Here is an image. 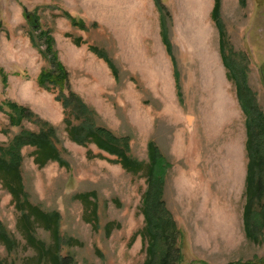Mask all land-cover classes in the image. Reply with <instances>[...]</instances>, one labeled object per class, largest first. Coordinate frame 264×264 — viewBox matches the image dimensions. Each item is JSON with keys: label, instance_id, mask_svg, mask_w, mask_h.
Segmentation results:
<instances>
[{"label": "rangeland", "instance_id": "374dc122", "mask_svg": "<svg viewBox=\"0 0 264 264\" xmlns=\"http://www.w3.org/2000/svg\"><path fill=\"white\" fill-rule=\"evenodd\" d=\"M152 1L154 8L149 10V0H0V101L24 104L49 121L55 127L54 144L65 161L63 165L48 160L38 166L33 146L22 145V188L29 201L59 213V253L70 256L69 264H142L143 171H125L109 160L114 155L92 142L83 145L67 136L62 107L54 96L58 88L43 87L36 79L47 63L39 50L43 42L35 37L38 47L30 37L48 28L67 70L69 88L94 108L97 124L127 135V152L140 160L146 158V141L153 140L170 163L161 196L177 228L179 264H198L196 259L213 264L253 259L264 264V226L254 237L244 228L247 114L228 66L236 64L245 72L246 83L264 112L259 65L261 55L264 58V42H259L264 35V0L244 4L220 0L222 46L219 24L203 16L207 0H160L165 7L162 20ZM23 6L37 16L36 25L25 19ZM257 6H261L259 13ZM62 9L81 18L87 28L72 25ZM196 12L202 13L196 16ZM91 22L95 24L90 26ZM77 35L82 40L78 44L72 39ZM88 44L103 50L116 68L115 75ZM222 47L225 54L231 51L235 62L229 59L225 65ZM240 97L246 107L250 105L248 94L243 91ZM37 125L25 118L19 125H10L5 108H0V145H6L21 127L36 130ZM86 148L91 156H86ZM96 152L103 157L93 155ZM84 190L94 191L90 198L96 202L95 227L84 218L86 207L76 196ZM260 204L264 205V192L255 201L257 208ZM17 215L0 175V222L16 240L11 250L0 242V257L7 264H31L33 250L20 235ZM110 220L114 225L105 234L103 225ZM34 232L49 243L47 230L36 225Z\"/></svg>", "mask_w": 264, "mask_h": 264}, {"label": "trees", "instance_id": "16d2710c", "mask_svg": "<svg viewBox=\"0 0 264 264\" xmlns=\"http://www.w3.org/2000/svg\"><path fill=\"white\" fill-rule=\"evenodd\" d=\"M241 4L245 0H239ZM157 9L160 11V19H164V5L160 0H154ZM23 14L27 21L32 25L37 24V16L33 11L26 10L23 6ZM220 0H214L212 16L219 24L220 46L225 45L223 25L219 17ZM61 14L66 16L72 25L80 28H87L82 19L71 15L66 9L61 10ZM95 22H91L93 26ZM162 25V23H161ZM161 34L169 48V40L166 37L165 28H161ZM35 37L43 42L40 48ZM73 42L80 43L79 35L73 36ZM31 42L39 47L40 52L46 60V66L40 68L37 73V83L48 88V85L58 88L54 95L59 100L62 107V121L67 136L83 145L92 142L98 149L114 155L109 159L118 162L119 165L128 172L135 173L143 171L145 188L141 196L144 224L139 233L145 237V256L142 264H179L182 260L179 245L176 244L177 228L170 212L164 205L162 199V184L166 169L170 165L165 156L159 151L156 143L148 139L146 141L145 160L131 156L127 151L129 148L127 135H116L104 125L97 124L93 107L87 104L81 96L69 88L68 74L66 68L57 57L53 46V37L48 28H40L38 32L30 37ZM88 48L101 56L115 75L116 68L105 53L93 44H88ZM231 54V51H229ZM225 54L221 48L222 59L234 61L230 54ZM260 71L264 82V58L261 55ZM235 62V61H234ZM234 71L237 83V96L246 111V148L248 162L245 175V202L243 205V221L246 234L254 237L253 233L264 226V205L255 206V201L260 199L264 192V112L258 107L256 97L246 83L245 72L236 64L228 65ZM240 73V75H238ZM233 75V74H232ZM2 83L5 84L4 74L1 73ZM240 76V77H239ZM176 93L179 95L178 86ZM66 89V92L63 91ZM245 92L249 95L250 105L245 106L240 94ZM250 107V110H249ZM0 108H5L7 119L10 125H19L20 120L25 118L37 122V129L21 127L8 140L6 145H0V175L6 189L9 191L14 201L15 209L18 211L16 216L17 228L26 245L33 250L30 258L31 264H69L70 256H63L59 253L62 237L58 230L59 213L56 210H43L37 204L27 199V195L22 188L19 164L21 160L20 147L24 144L33 146V161L41 166L48 160H55L59 164L65 161L59 154V149L55 146L56 139L55 127L47 120L42 119L26 105L17 103L11 99L0 101ZM86 156H91V149L86 148ZM103 157L101 153H93ZM93 190L78 192L76 196L84 203L86 213L84 218L89 220L91 225H97L96 202L90 197H94ZM259 202V201H257ZM256 202V203H257ZM40 226L47 230L50 236L49 243L35 235V226ZM113 221H107L103 225L104 233L107 234L112 228ZM181 236V234H180ZM66 240H71L66 238ZM0 242L6 250H11L16 240L9 235L3 224L0 222ZM198 264H213L206 260L196 259ZM0 264H7L0 257ZM225 264H256L253 259H237L228 261Z\"/></svg>", "mask_w": 264, "mask_h": 264}, {"label": "crops", "instance_id": "0c3cea01", "mask_svg": "<svg viewBox=\"0 0 264 264\" xmlns=\"http://www.w3.org/2000/svg\"><path fill=\"white\" fill-rule=\"evenodd\" d=\"M148 4H150L149 5V7H150V9L149 10H152L151 8H154V5H153V1L152 0H149V3ZM213 5H214V0H207V8H204V10H203V12H204V14H203V16H204V18H206V17H213L212 16V8H213ZM202 12H196L195 13V15L196 16H198L199 14H201ZM105 24V23H104ZM105 28V27H104ZM106 29H107V26H106ZM109 30H110V26H109ZM157 32L159 33V27H158V29H157ZM213 35H214V31H213ZM159 37H160V35H159ZM158 37V38H159ZM160 40H161V38H160ZM160 42V41H159ZM161 45V50L164 52V54L167 56V58H169V60H170V57H171V55H170V53H169V51L166 49V47L164 46V45H162V43L160 44ZM158 47H159V45H157ZM162 52V53H163ZM171 62V61H170Z\"/></svg>", "mask_w": 264, "mask_h": 264}, {"label": "flooded vegetation", "instance_id": "af4514ba", "mask_svg": "<svg viewBox=\"0 0 264 264\" xmlns=\"http://www.w3.org/2000/svg\"><path fill=\"white\" fill-rule=\"evenodd\" d=\"M259 7H261V6H257V9L255 8V10H256V13H259L260 12V10H258L259 9ZM259 15V14H258ZM255 21H256V19H255ZM255 30V29H254ZM257 30V29H256ZM255 33H256V31H255ZM260 44H263V42H264V35L260 38Z\"/></svg>", "mask_w": 264, "mask_h": 264}]
</instances>
